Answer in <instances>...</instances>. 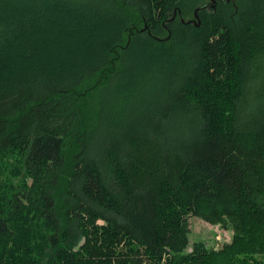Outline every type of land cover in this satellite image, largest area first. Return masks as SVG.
<instances>
[{
	"label": "trees",
	"instance_id": "1",
	"mask_svg": "<svg viewBox=\"0 0 264 264\" xmlns=\"http://www.w3.org/2000/svg\"><path fill=\"white\" fill-rule=\"evenodd\" d=\"M195 1L0 0V264H264V0Z\"/></svg>",
	"mask_w": 264,
	"mask_h": 264
},
{
	"label": "rangeland",
	"instance_id": "2",
	"mask_svg": "<svg viewBox=\"0 0 264 264\" xmlns=\"http://www.w3.org/2000/svg\"><path fill=\"white\" fill-rule=\"evenodd\" d=\"M240 0H237L234 4V9L236 12L238 11L239 7L245 5L247 2L246 0H241V6H240ZM190 2H194V0H190ZM197 5L195 6V9L202 7L203 5L211 3V0H196ZM192 10L191 15L186 17L185 21L194 22L195 20V11ZM56 37H60L56 33L53 34L51 37V40L49 42L48 40V46L47 48L53 47V41ZM90 101V109L91 114L94 116L97 114L99 109V98H98V92H92L89 97ZM190 223V245L188 248V252L193 251V247L197 243H203L205 246H207L210 249L215 250H222L226 245H230L233 242L234 234L231 231H227L222 229L220 226L211 225L197 217H191L189 219ZM100 225H103V221L99 222ZM256 259L262 261L264 263V253H258L256 256Z\"/></svg>",
	"mask_w": 264,
	"mask_h": 264
},
{
	"label": "water",
	"instance_id": "3",
	"mask_svg": "<svg viewBox=\"0 0 264 264\" xmlns=\"http://www.w3.org/2000/svg\"><path fill=\"white\" fill-rule=\"evenodd\" d=\"M228 1V0H227ZM226 1V2H227ZM216 1L215 0H211V3H209V4H206V5H203L202 7H200V8H197L196 9V11H195V19H198L199 18V16H198V12L199 11H202V10H204V9H208V8H215V3Z\"/></svg>",
	"mask_w": 264,
	"mask_h": 264
},
{
	"label": "flooded vegetation",
	"instance_id": "4",
	"mask_svg": "<svg viewBox=\"0 0 264 264\" xmlns=\"http://www.w3.org/2000/svg\"><path fill=\"white\" fill-rule=\"evenodd\" d=\"M216 2L214 3L215 4V7L217 6V4L219 3H222L224 2V0H215ZM231 0H228L227 2H230Z\"/></svg>",
	"mask_w": 264,
	"mask_h": 264
}]
</instances>
